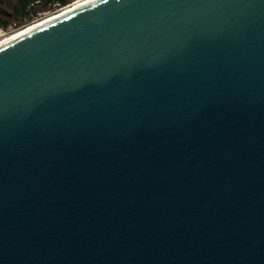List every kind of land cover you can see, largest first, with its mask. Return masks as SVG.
<instances>
[{
	"label": "water",
	"instance_id": "water-1",
	"mask_svg": "<svg viewBox=\"0 0 264 264\" xmlns=\"http://www.w3.org/2000/svg\"><path fill=\"white\" fill-rule=\"evenodd\" d=\"M0 264H264V0H97L0 47Z\"/></svg>",
	"mask_w": 264,
	"mask_h": 264
},
{
	"label": "flooded vegetation",
	"instance_id": "flooded-vegetation-1",
	"mask_svg": "<svg viewBox=\"0 0 264 264\" xmlns=\"http://www.w3.org/2000/svg\"><path fill=\"white\" fill-rule=\"evenodd\" d=\"M48 1L49 0H37L35 2V5H34L35 9L41 10L46 5L48 8H50L53 11H56L57 9H61V7H59L60 6L59 3L51 4V3H48ZM68 1L70 2V0H68ZM24 3H25V0H0V33L3 32L4 33L3 35H6V34H9L13 31H15L16 29L18 30L22 27V26H18V25H20L24 21L28 20V19H23L21 17V13H22L23 8H24ZM1 10L6 11L10 15L9 16L3 15L1 13ZM39 15H40V13H38L37 17H39ZM37 17H34L32 22L35 21L37 19ZM13 26L16 29H12ZM0 37H1V35H0Z\"/></svg>",
	"mask_w": 264,
	"mask_h": 264
},
{
	"label": "bare ground",
	"instance_id": "bare-ground-1",
	"mask_svg": "<svg viewBox=\"0 0 264 264\" xmlns=\"http://www.w3.org/2000/svg\"><path fill=\"white\" fill-rule=\"evenodd\" d=\"M95 1H97V0H82V1H80L78 3H76L75 5L71 6L70 8H68V9H66V10H64V11L58 13V14L50 16V17H48V18H46L44 20H41V21H39V22H37V23H35V24L23 29L20 32H16L13 35L8 36L7 38H4V39L0 40V47H2L4 45H6V44L18 39V38H20V37H22L24 35L29 34V33L33 32V31L37 30L38 28H41V27H43V26H45L47 24H50L51 22H54V21H56V20H58L60 18H63L64 16H67V15L75 12L76 10H78V9H80V8L90 4L92 2H95Z\"/></svg>",
	"mask_w": 264,
	"mask_h": 264
},
{
	"label": "trees",
	"instance_id": "trees-1",
	"mask_svg": "<svg viewBox=\"0 0 264 264\" xmlns=\"http://www.w3.org/2000/svg\"><path fill=\"white\" fill-rule=\"evenodd\" d=\"M37 0H25L24 8L21 13V17L23 19H28L29 21H32L34 17L38 16V13H48L53 12L50 8L47 7V5L42 8L41 10H36L34 5ZM48 3L55 4L59 3L61 8L66 7L70 4L68 0H49ZM33 5V6H32Z\"/></svg>",
	"mask_w": 264,
	"mask_h": 264
},
{
	"label": "rangeland",
	"instance_id": "rangeland-1",
	"mask_svg": "<svg viewBox=\"0 0 264 264\" xmlns=\"http://www.w3.org/2000/svg\"><path fill=\"white\" fill-rule=\"evenodd\" d=\"M76 0H70V4L71 3H73V2H75ZM80 2V1H79ZM78 3V2H77ZM76 4V3H75ZM74 4V5H75ZM73 6V5H72ZM71 7V6H70ZM70 7H68V8H70ZM68 8H65V9H63V10H61V9H57L56 11H53V12H48L47 14V16H45V17H43L42 19H39V18H41V16H44L43 15V13L42 14H40L39 15V17H37V20H35V22H32V21H29V20H26V21H24L23 23H21L20 25H18V26H22L20 29H16L14 26H13V28L12 29H16L15 31H13V32H11V33H9V34H6V35H3L4 33L3 32H1L0 33V35H1V37H0V40H2V39H4V38H7L8 36H11V35H13L14 33H16V32H20V31H22L23 29H25V28H27V27H29V26H31V25H33L34 23H36V22H38V21H41V20H44V19H46V18H48V17H50V16H53V15H55V14H58V13H60V12H62V11H64V10H66V9H68ZM58 11V12H57Z\"/></svg>",
	"mask_w": 264,
	"mask_h": 264
},
{
	"label": "built area",
	"instance_id": "built-area-1",
	"mask_svg": "<svg viewBox=\"0 0 264 264\" xmlns=\"http://www.w3.org/2000/svg\"><path fill=\"white\" fill-rule=\"evenodd\" d=\"M79 1H82V0H76L75 2L69 4L68 6L61 8V10L65 9V8H68V7L74 5L75 3L79 2ZM57 12H58V11H57ZM43 15H44V16H41V18H39V19H42L43 17L47 16L48 14H47V13H43ZM36 20H37V19H36ZM33 22H35V21H33Z\"/></svg>",
	"mask_w": 264,
	"mask_h": 264
}]
</instances>
